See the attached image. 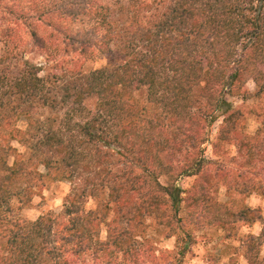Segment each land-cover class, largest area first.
Returning a JSON list of instances; mask_svg holds the SVG:
<instances>
[{"label":"trees","instance_id":"trees-1","mask_svg":"<svg viewBox=\"0 0 264 264\" xmlns=\"http://www.w3.org/2000/svg\"><path fill=\"white\" fill-rule=\"evenodd\" d=\"M114 3L0 0L1 18L6 14V25L0 27V137L7 149H13L9 141L15 140L26 151L10 165L3 160L0 264H86L90 253L93 260L119 264L115 257L120 251L135 260L143 242L148 243L137 240L136 229L145 215L162 211V202L169 209L168 225L183 221L177 216L183 200L185 223L221 226L232 235L235 223L261 221L264 232L258 209L231 211L210 204L203 192L182 198L173 181H159L172 175L173 161L183 151L180 139L191 138L199 117L211 125L218 112L224 117L219 139L234 140L242 164L259 167V176L264 175V130L245 139L236 128L237 112L225 98L242 94L244 84L252 80L264 116V0ZM114 8L120 17L111 15ZM77 23L82 27L73 29ZM19 24L28 27L33 43L49 56V48L56 52L62 43L67 56L55 63L60 72L53 75L59 97L49 94L39 66L18 58ZM115 38L123 63L91 71L81 67L82 57L110 52ZM141 87H146L147 105L134 93ZM91 95L96 96L93 110L85 104ZM36 104L64 106L59 122L34 117ZM197 140L204 138L192 137V143ZM114 156L121 159L117 171L112 168ZM207 163L201 156L178 173L198 174ZM39 165L46 174L37 170ZM249 169L245 173L251 175L242 173L243 179H233L222 169L212 177L251 192L262 186ZM47 174L71 185L63 209L34 220L12 216L13 199L30 201L32 188ZM106 190L104 208L114 209L116 216L106 239L100 240L96 213L86 210L84 202ZM256 240L251 235L247 241L248 264H264V257L254 253Z\"/></svg>","mask_w":264,"mask_h":264},{"label":"rangeland","instance_id":"rangeland-1","mask_svg":"<svg viewBox=\"0 0 264 264\" xmlns=\"http://www.w3.org/2000/svg\"><path fill=\"white\" fill-rule=\"evenodd\" d=\"M117 1L126 2V0H105L106 3L113 2V4ZM119 14V10L114 8L111 15L117 17ZM3 16V19L0 16V27L6 25L5 12ZM79 27H82L81 23L74 25L73 29ZM28 30V27L19 24L18 32L22 38L19 45L18 58H21V61L27 60L39 66L41 68L39 74L48 81V89L51 91L49 94L59 97V92H57L59 86L58 83L53 82V75H58L60 72L55 63L67 56L60 49L62 48V43H60L61 45L56 52L52 51L50 47L49 50L52 56H49V52L42 51L33 43L32 36L30 37L27 33ZM53 35L56 39L61 40V37L56 33H53ZM118 45L119 39L115 38L111 43L110 52L100 54L95 51L90 57H82L81 67L86 71H91L103 66L123 63L125 58L119 53ZM1 48L2 42H0V51ZM71 55L73 56V54L68 56L71 57ZM242 90V94H227L225 98L232 104L233 110L237 112L235 119L237 120V131L247 139L246 136L255 135L261 129L264 130V116L259 114L260 110L257 108V99L253 96L257 90L254 82L248 80ZM134 93L141 103H146L144 105L148 104L146 100V87H141ZM200 100L204 101V99ZM95 103L96 96L94 95L87 97L85 100L86 106L91 110L95 108ZM262 105H264V98L262 99ZM31 111L36 118L46 119L51 117L58 123L63 114L64 106L60 104L54 106L36 104ZM206 113L203 112V114ZM215 115V121L211 125H207L202 117H199L197 120L199 123L192 126L191 138L183 137L180 139L183 142V151L173 161L175 167L172 170V175H168V177L165 175L160 176L159 181L161 183L173 181L182 190V198H185V196L189 197L194 192H197V194L203 192L209 196L208 201L210 204L220 203L231 211H237L241 207L247 206L258 209L264 218V175L259 176L261 174L258 173L259 167L249 169L242 164L243 160L238 153L239 148L234 143V140L219 139L224 117L219 112ZM228 132H231V130ZM195 135L204 138V140H197L192 143V137ZM228 136H230V133ZM2 139L0 137V176L4 173L5 168L3 160L10 165L17 154H24L26 152L24 147L15 140L9 141L13 149H7V142H4V139ZM201 156L208 160V163L202 167V170L198 174L191 175L190 171L178 173L182 168L192 166L195 159ZM119 160H121L119 157H113L114 163L112 168L116 171L121 169ZM219 169L226 170L225 173L233 179H243L246 175L250 176L251 174L245 173L249 169L251 172L257 174L255 180L257 184L261 181L262 187L251 192H241L239 189V187L241 188L240 184L238 187L235 185L228 187L226 183L216 181L212 177L220 172ZM37 170L43 174L47 173V169L42 165H39ZM262 173H264V170H262ZM70 188L69 181L65 179L57 180L47 174L32 188L33 194L30 201L21 198L13 199L11 215L34 220L47 212L58 213L63 209ZM107 194L106 190L99 197L87 198L84 202L86 210H94L96 213L99 224L97 232L100 240L106 239L107 228L113 217L116 216L114 209L108 210L104 208L108 201ZM162 203L160 206L162 207V211H159L158 215H145L143 222L136 229L137 240L143 241V239H148V243L146 242L145 244L143 242L144 246L136 253L135 260L126 259L124 253L118 252L115 259L119 264H248L246 245L251 235L257 237L254 244V253L258 258L264 257V232L261 221H256L252 224L235 223L233 229L235 233L228 235L226 229L221 226L203 225V223L202 225L185 223V207L182 200L178 204L179 211L177 216L181 220L183 219V221H179V223L177 222L172 226L166 223V215H168L169 209L168 207L165 208V202ZM91 256L90 253L86 264H108L105 259L93 260ZM129 256L131 255L128 254L127 257Z\"/></svg>","mask_w":264,"mask_h":264}]
</instances>
